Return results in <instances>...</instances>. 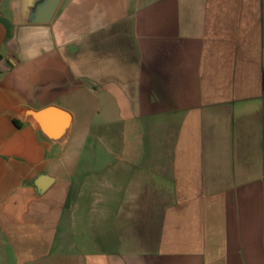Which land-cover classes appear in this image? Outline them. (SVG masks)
Listing matches in <instances>:
<instances>
[{"label": "crops", "instance_id": "obj_1", "mask_svg": "<svg viewBox=\"0 0 264 264\" xmlns=\"http://www.w3.org/2000/svg\"><path fill=\"white\" fill-rule=\"evenodd\" d=\"M4 1L0 264H264V0ZM83 93L119 124L97 176L68 159ZM49 103L61 141L22 116Z\"/></svg>", "mask_w": 264, "mask_h": 264}, {"label": "rangeland", "instance_id": "obj_2", "mask_svg": "<svg viewBox=\"0 0 264 264\" xmlns=\"http://www.w3.org/2000/svg\"><path fill=\"white\" fill-rule=\"evenodd\" d=\"M6 4L7 0L4 1V5ZM60 78H62V76L46 73V86H60ZM72 97H70V100H75V97L71 99ZM79 98L81 103H78V106L76 104L77 107L75 109L77 115L79 113V117L76 118L73 125V135L68 147V159L71 160L69 155L75 150V140L80 139L82 156L80 158L78 172H84V174L88 172L91 176H97L96 169L104 164L107 159V157L104 156L105 150L109 148L108 150L112 151L114 147L107 141V132L109 129L116 130L119 124L113 122L115 110L112 108V105L107 102L105 96L100 95L99 100H101V102H96L98 100L97 97L86 93L79 94ZM109 121L111 125H109ZM87 122L90 123L86 125ZM87 127H89L88 134H86ZM91 167L95 169L93 172ZM83 227L85 230L84 224ZM83 232L81 236L77 237V240L79 239L82 241L83 248H90V238L87 236L88 233H85V231Z\"/></svg>", "mask_w": 264, "mask_h": 264}, {"label": "water", "instance_id": "obj_3", "mask_svg": "<svg viewBox=\"0 0 264 264\" xmlns=\"http://www.w3.org/2000/svg\"><path fill=\"white\" fill-rule=\"evenodd\" d=\"M61 0H29L23 20L30 23H45L52 19ZM22 116L32 119L42 135L52 142L61 141L68 135L72 120V112L54 103L46 104L39 108L25 106L22 109ZM44 175H40L36 186L40 190ZM46 182L51 177L46 176Z\"/></svg>", "mask_w": 264, "mask_h": 264}, {"label": "trees", "instance_id": "obj_4", "mask_svg": "<svg viewBox=\"0 0 264 264\" xmlns=\"http://www.w3.org/2000/svg\"><path fill=\"white\" fill-rule=\"evenodd\" d=\"M14 122H15L16 124H19V121H18L17 119H14Z\"/></svg>", "mask_w": 264, "mask_h": 264}]
</instances>
